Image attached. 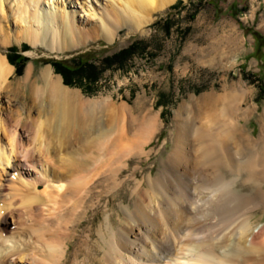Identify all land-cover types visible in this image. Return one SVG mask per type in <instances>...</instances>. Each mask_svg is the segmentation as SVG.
I'll return each mask as SVG.
<instances>
[{
	"label": "bare ground",
	"instance_id": "obj_1",
	"mask_svg": "<svg viewBox=\"0 0 264 264\" xmlns=\"http://www.w3.org/2000/svg\"><path fill=\"white\" fill-rule=\"evenodd\" d=\"M10 1L0 0V32ZM13 1L14 17L26 23L20 35L31 44L78 43L61 7L55 10L49 0ZM172 1L112 0L106 12L119 24L111 30L145 26ZM106 33L107 39L115 35ZM13 68L0 54V97L26 87L35 106H0V264H66L68 242L106 191V163L115 155L140 154L153 121L144 125L147 118L138 120L125 103L84 97L49 65L40 83L31 80L30 68L9 82ZM235 99L207 94L175 112V144L165 173L149 185L152 194L138 195L134 214L126 212L115 241L109 240L115 257L100 264H264V224L253 225L246 214L256 201L220 173L222 167L244 170L248 181L264 182V137L245 135L234 118L240 108L232 106ZM196 191L205 198L190 216ZM258 193L264 201V189Z\"/></svg>",
	"mask_w": 264,
	"mask_h": 264
},
{
	"label": "rangeland",
	"instance_id": "obj_2",
	"mask_svg": "<svg viewBox=\"0 0 264 264\" xmlns=\"http://www.w3.org/2000/svg\"><path fill=\"white\" fill-rule=\"evenodd\" d=\"M11 1L6 2L7 23H3L6 30L0 32V54L6 56L9 47L15 46L26 60L20 74H16L13 66L9 82L22 79L30 68L31 80L40 83L39 74L44 67L49 65L54 72L50 60H64L89 50L95 62L86 71L97 78L90 84V92L84 90L88 83L84 77H77L81 86L65 85L79 90L84 97H106L113 105L125 103L138 120L147 118L144 125L153 121L152 134L138 148L140 154L123 158L115 155L116 160L106 163L103 168L107 175L106 191L90 207L68 242L66 264H100L115 257L109 240L115 241V231L126 220V212L129 216L134 214L138 195L152 194L149 185L165 173L164 161L175 144L173 118L182 106H194L195 98L207 94L234 96L236 103L233 101L232 106H240L234 118L242 131L254 140L264 137V0H174L153 13L145 26L129 29L122 24L112 30V24H119L106 12L112 0H49L55 10L58 7L65 10L69 29L78 37V43L74 41L75 45L70 47L66 44L49 47L46 41L31 44L20 35L19 30L26 23L14 17L16 5ZM107 30L115 35L107 39ZM3 35L8 36L6 42ZM133 41L137 44L132 47L130 57L120 53ZM24 44L28 47L21 50ZM114 55L113 64L106 65L104 56ZM23 89L20 94L3 93L0 106H35L29 89ZM31 114L37 116L33 109ZM145 130L142 142L148 134ZM122 143L128 146L131 142ZM98 158L103 162V155ZM119 161L123 165L113 172ZM220 171L225 179H235L233 187L238 193L256 201L246 213L251 223L264 224V201L258 193L264 189V182L256 185L248 181L244 170L222 167ZM195 193L190 216L205 198L203 191Z\"/></svg>",
	"mask_w": 264,
	"mask_h": 264
},
{
	"label": "trees",
	"instance_id": "obj_3",
	"mask_svg": "<svg viewBox=\"0 0 264 264\" xmlns=\"http://www.w3.org/2000/svg\"><path fill=\"white\" fill-rule=\"evenodd\" d=\"M257 35V34H256ZM137 42L133 41L132 45H130L127 48H124L121 52H125V55L128 54L130 57V54H132L130 51H132V47L136 45ZM27 45L24 44L21 48V50H26ZM18 49L14 46L9 47V51L6 54L7 61H9L10 64H13L15 67V72L16 74L22 73L26 57L22 55L20 52L17 51ZM91 51H85V52H78V54L72 55L71 57L64 59V60H50L49 62L51 63L54 72L60 74L62 76V80L64 84L67 85H80L79 78L77 79L78 76L84 77L85 81H88V83L84 86L85 92H90L89 89H91V83L96 81V77H91L92 75H89V73L86 71V69L91 68L93 66L92 61L95 62L93 57L90 55ZM138 54V53H137ZM115 55L114 56H104L103 61L104 63L106 62V65L111 66L113 64V61L116 59ZM121 61V60H118Z\"/></svg>",
	"mask_w": 264,
	"mask_h": 264
}]
</instances>
